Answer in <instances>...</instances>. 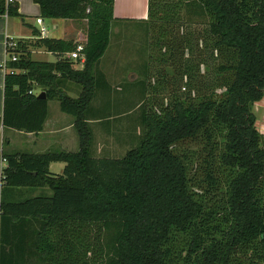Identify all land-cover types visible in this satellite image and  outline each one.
I'll list each match as a JSON object with an SVG mask.
<instances>
[{
  "label": "trees",
  "instance_id": "1",
  "mask_svg": "<svg viewBox=\"0 0 264 264\" xmlns=\"http://www.w3.org/2000/svg\"><path fill=\"white\" fill-rule=\"evenodd\" d=\"M32 1L43 20L86 22L85 60L75 69L66 55L78 43L32 28L8 65L18 72L4 76L0 129L39 133L54 100L74 119L80 148L4 154L2 189L51 195L1 199L0 264H173L176 233L187 237L183 264H264V135L252 113L264 97V0H148V31L157 46L171 47L169 62L185 23L207 29L205 47L220 64L215 79L203 80L205 62L191 57L185 96L173 93L162 110L143 111L139 144L115 159L91 157L86 120L95 91L108 86L95 65L110 42L114 0ZM18 10L0 0V17L22 21ZM204 44L199 37L197 48ZM35 50L56 60H32ZM67 83L80 87L76 99L65 93ZM50 162L64 163L63 173L51 174Z\"/></svg>",
  "mask_w": 264,
  "mask_h": 264
},
{
  "label": "rangeland",
  "instance_id": "2",
  "mask_svg": "<svg viewBox=\"0 0 264 264\" xmlns=\"http://www.w3.org/2000/svg\"><path fill=\"white\" fill-rule=\"evenodd\" d=\"M30 3L23 6V11L26 14L20 12L23 18L22 21L10 18L9 22L11 27L14 26L15 31H20L24 23L33 24L39 28L36 20L42 19L40 17V10L34 2L31 1ZM32 10H37V15H33ZM181 15H183V12ZM82 22L78 26V31L84 34L86 22ZM46 24L44 22V25ZM180 28L183 35L177 34L175 37L174 48L176 51L174 59H171V62L168 61L170 60L169 56L172 51L171 47L167 45L157 46L152 39V34L154 33L153 31H151L152 33L148 31L147 24L134 25L129 22H123L120 23L118 29H113V33L110 35L109 46L101 61L102 64H108V60L113 58L119 62L118 65L122 64L119 68L126 69L127 72L132 70L133 67L139 66V61H143L144 59L147 61L151 59L156 62V65L152 66L151 72L144 76L143 82L141 81L143 84L139 83L142 86L131 87L132 80L127 79V75L129 74L126 75L127 72H124L122 76H125V78H122L123 80L121 78L120 80L114 78L111 80L114 87V95L112 97L106 98L107 100H101L99 97L95 99V104H97L95 105L96 114L98 112L100 114L101 112L100 116L106 117V115H109L111 117L108 121L105 120L106 122L104 123L87 122L90 131L88 148L92 158H121L128 150L135 148L139 144V140L143 134L140 121L141 113L143 111L154 113L162 110L165 105L170 104L173 100V93H176L179 98L185 96V89L187 90V87L186 83L182 81V72H184L185 66L189 65L191 57H198V60L201 59V61L205 62V66L200 67V74H203V80L216 78V68H218L220 60L217 57H213L209 52L210 49L205 47V45L209 46L206 41L207 29L200 24L186 25L185 23H181ZM201 36L204 38L206 44H204V48H197L196 43ZM182 41L185 42L182 44ZM34 52L32 56L35 60L46 59L49 62L55 61L53 55H48L44 58V50H35ZM95 66L97 68L96 71L99 70V65ZM214 84L216 85L217 83ZM214 84L212 85L214 86ZM117 88L123 91H115ZM67 91H71L78 96L81 89L79 86L71 83L65 86L66 94ZM40 92L39 88H35L34 94L38 95ZM112 103H118V105L111 107L109 110V104ZM48 104L52 106V104L57 103L56 101H49ZM252 113L255 116L256 130L259 134L264 135V97L253 105ZM68 119L72 123V139L69 138V141H67L65 150L57 148L51 150L49 153L69 152L66 150H72L73 153L78 152L80 148L79 135L74 127V119L72 117H68ZM73 138L75 139L74 143ZM72 145L73 147L71 148ZM172 239L174 242L172 243V249L174 250L172 255L175 256L173 264H183V256L181 258L179 247L185 244L187 237L185 234L176 233Z\"/></svg>",
  "mask_w": 264,
  "mask_h": 264
},
{
  "label": "crops",
  "instance_id": "3",
  "mask_svg": "<svg viewBox=\"0 0 264 264\" xmlns=\"http://www.w3.org/2000/svg\"><path fill=\"white\" fill-rule=\"evenodd\" d=\"M11 1L12 3H16L18 5L19 13L21 12L23 14L25 13L23 11L24 4L29 5L31 4L30 2L32 0ZM36 11L34 10L32 14L37 15ZM113 15L116 20L112 24L111 34L113 33V29H118L120 23L123 22H129L134 25L146 24L148 19V0H114ZM13 19L19 20L17 18ZM9 21V17H0V64L4 59L3 40L6 35L17 40H29L32 39V28L39 30L40 26H44L47 29L44 38H56L61 40L73 41L75 43H83L87 33L86 26L84 34L83 32L81 33L78 31V26L81 25L80 23H83V20H42L41 25H38L36 23L39 28L35 27L33 24L24 23V26H22L20 31H15L14 26L11 27ZM44 22H46L47 24L44 25ZM48 33L50 34L49 36ZM34 53V51L31 52L32 60H35L32 56L34 55ZM48 55H53L56 60V56L54 54L44 52V58ZM102 58L103 56L96 64L100 67L97 72L102 75L103 80L107 83L108 86H103L102 88H99L95 91L93 100L89 106L88 115L86 117L88 123H104L108 121V119H110L111 116L109 118L100 116L101 112L100 114L99 112L96 114L95 105L97 104H95V99L99 97L101 100H107L106 98L109 99L110 97H112L114 95V87L112 86L111 80H113V78L118 80H120V78H125V76L122 75L124 72H127L126 69L119 68L122 64L120 63V65H118L119 62H117L116 59L112 58L108 60V64H102ZM35 61L49 62L46 59ZM139 63V66L133 67L132 70L126 73V75L129 74L127 75V79L132 80L130 86L133 88L138 87L144 76L151 72V67L156 65V62L152 61L151 59H149L148 61L144 59L143 61H139ZM74 68L82 69V65L77 64L74 66ZM4 76L5 72L0 67V116L2 115L3 109ZM142 82L141 84H143ZM117 89H115V91H123L122 89L120 90V88ZM67 95L72 99H76L78 97L71 91H67ZM56 103L57 104H52L53 107L49 106V104L47 103V117L44 122L42 131H40L39 133H25L12 129L1 128L0 142H3L2 147L4 154L15 156H19L21 154L43 155L57 148H60V150H65L67 141H69V138L72 139L73 137L72 123L68 119V117L70 116L62 113L59 109V104L57 101ZM116 105H118V103L109 104V110L111 109V107ZM74 141L75 139L73 138V143ZM72 147L73 145L71 146V148ZM66 151L72 152V150ZM64 167V163L50 162L48 165V171L54 175H61L63 173ZM46 192L48 193L46 194ZM40 195L50 196L51 191L48 188L6 186L2 189V187H0V202L2 198L5 202H20L26 199L36 198Z\"/></svg>",
  "mask_w": 264,
  "mask_h": 264
},
{
  "label": "built area",
  "instance_id": "4",
  "mask_svg": "<svg viewBox=\"0 0 264 264\" xmlns=\"http://www.w3.org/2000/svg\"><path fill=\"white\" fill-rule=\"evenodd\" d=\"M7 2L12 3L11 0H7ZM36 23L38 25H41L42 20L37 19ZM46 32H47V29L44 26H40V30H39L40 37L44 38V35L46 34ZM3 48H4V59H3V62L0 64V67L2 68V70H4L5 73H17L18 72L17 70H10L8 68V65L9 63L17 62L19 60L21 51L19 49L20 46H19L18 40L6 35L3 40ZM82 52H83V45L82 43H78L75 49L66 55V58H68L71 61L78 62L79 65L83 66L85 58ZM2 145H3V142L1 141L0 142V178L3 179L4 170L7 168L8 163H7L6 158L4 157ZM1 185L2 183L0 181V187Z\"/></svg>",
  "mask_w": 264,
  "mask_h": 264
},
{
  "label": "water",
  "instance_id": "5",
  "mask_svg": "<svg viewBox=\"0 0 264 264\" xmlns=\"http://www.w3.org/2000/svg\"><path fill=\"white\" fill-rule=\"evenodd\" d=\"M37 98L38 99H45L46 97H45V94L42 92H40L39 94H38V96H37Z\"/></svg>",
  "mask_w": 264,
  "mask_h": 264
}]
</instances>
